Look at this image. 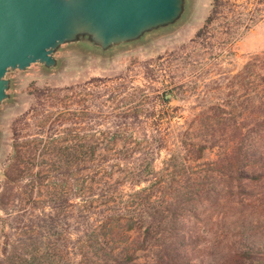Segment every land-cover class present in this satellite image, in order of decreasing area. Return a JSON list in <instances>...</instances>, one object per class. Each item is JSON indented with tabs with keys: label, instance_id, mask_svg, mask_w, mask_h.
Returning a JSON list of instances; mask_svg holds the SVG:
<instances>
[{
	"label": "rangeland",
	"instance_id": "1",
	"mask_svg": "<svg viewBox=\"0 0 264 264\" xmlns=\"http://www.w3.org/2000/svg\"><path fill=\"white\" fill-rule=\"evenodd\" d=\"M212 2L190 0L182 23L137 44L108 54L78 44L64 45L56 54L60 61L57 69L47 70L34 64L24 72L10 73L12 100L0 107V189L12 164L17 130L20 146L35 148V155L25 161L22 173L17 174L18 180L23 177V183H15L25 192L22 195L25 210L31 205L34 209L45 208V201L51 197L56 153L48 142L55 134L63 139V145L77 156L81 165L82 160L88 162L87 167L92 148L101 144L97 147L95 165L116 171L115 179L124 170H144L149 161L143 163V157L155 155L153 166L164 178L165 187L197 183L220 190L226 188L228 177L217 170L215 163L221 150L209 149L203 159L194 161L186 157V151L179 150L177 138L180 141V132L191 128L202 111L212 104L226 106L236 83L235 75L250 58L264 54V5H259L261 11H256V2L251 1L252 12L258 19L249 29L245 25L237 28L230 13H225L210 27L207 37L196 39L211 12ZM93 78L104 80L83 86ZM72 86L77 87L68 98L55 94L39 96L42 90ZM226 109L230 111L229 107ZM137 112L140 124L149 127L148 132L139 126L133 131L125 129L124 126L133 123ZM150 113L154 118L149 117ZM53 125L57 131L50 137L49 128ZM157 126L166 135L161 151L154 142L159 135L155 138L157 134L151 132ZM115 132H119L122 141L115 149H109L107 141ZM151 135L154 139L150 146ZM130 138L143 141L134 146V152L128 149ZM13 177L12 180L17 178ZM33 180L28 188L24 187ZM37 201L38 205L33 203ZM142 201L145 203L143 198ZM0 217H5L1 210ZM185 219V239H193L194 235L199 238L198 243L188 247L190 250H228L239 240L238 224L242 221L264 227V183L247 187L245 194L224 195L217 205L200 203L197 218L185 216ZM154 251L138 252V260H152Z\"/></svg>",
	"mask_w": 264,
	"mask_h": 264
},
{
	"label": "trees",
	"instance_id": "2",
	"mask_svg": "<svg viewBox=\"0 0 264 264\" xmlns=\"http://www.w3.org/2000/svg\"><path fill=\"white\" fill-rule=\"evenodd\" d=\"M251 1L256 2V11L264 5V0H213L196 39L207 37L210 27L225 13H230L237 28L245 25L249 29L258 19ZM234 79L226 106L212 104L191 128L180 132V141L177 138L179 150L186 151V157L194 161L203 159L209 149L221 150L215 163L217 170L228 177V186L222 190L197 183L165 187L164 178L153 166L155 155L143 157L142 162L149 161L144 170H124L115 179L116 171L95 165L101 144L92 148L87 167L88 162L82 160L81 165L55 134L48 142L56 153L51 197L45 201V208L34 209L31 205L30 211L25 210V192L15 183H23V177L18 180L17 174L22 173L25 161L35 155V148L23 149L20 131H15L12 164L0 189V210L5 215L0 217V264H264V227L251 221L238 224L239 240L228 250H190L188 247L198 243L199 238L194 235L186 240L184 235L185 216L197 218L200 203L217 205L224 195L245 194L247 187L264 183V54L250 58ZM103 80L93 78L83 86ZM76 87L42 90L39 96L55 94L68 98ZM149 117L154 118V114ZM134 118L125 129L139 126L149 131V127L140 124L139 112ZM49 129L52 137L56 126ZM151 132L159 138L151 135L150 146L154 139L161 151L166 135L158 126L152 127ZM118 134L115 132L107 141V148L115 149L122 141ZM140 142L130 138L128 149L134 152ZM24 144L26 148L27 143ZM13 176L17 178L12 180ZM31 182L34 180L24 187L28 188ZM237 187L239 190L235 191ZM146 249H154V256L140 262L138 252Z\"/></svg>",
	"mask_w": 264,
	"mask_h": 264
},
{
	"label": "water",
	"instance_id": "3",
	"mask_svg": "<svg viewBox=\"0 0 264 264\" xmlns=\"http://www.w3.org/2000/svg\"><path fill=\"white\" fill-rule=\"evenodd\" d=\"M189 4L190 0H0V107L12 100L10 73L34 64L57 69L56 54L64 45L108 54L137 44L182 23Z\"/></svg>",
	"mask_w": 264,
	"mask_h": 264
},
{
	"label": "flooded vegetation",
	"instance_id": "4",
	"mask_svg": "<svg viewBox=\"0 0 264 264\" xmlns=\"http://www.w3.org/2000/svg\"><path fill=\"white\" fill-rule=\"evenodd\" d=\"M211 10H212V9H211ZM221 17H222V16H221ZM221 17H220V18H221Z\"/></svg>",
	"mask_w": 264,
	"mask_h": 264
}]
</instances>
